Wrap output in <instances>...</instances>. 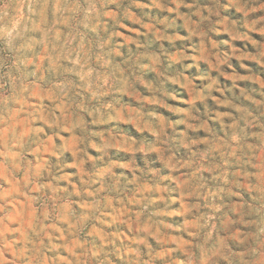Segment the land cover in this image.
Masks as SVG:
<instances>
[{
	"label": "clouds",
	"instance_id": "9594fccd",
	"mask_svg": "<svg viewBox=\"0 0 264 264\" xmlns=\"http://www.w3.org/2000/svg\"><path fill=\"white\" fill-rule=\"evenodd\" d=\"M0 264H264V0H0Z\"/></svg>",
	"mask_w": 264,
	"mask_h": 264
}]
</instances>
